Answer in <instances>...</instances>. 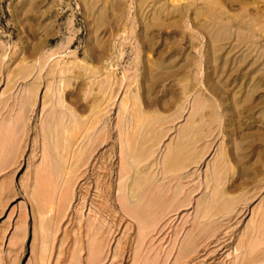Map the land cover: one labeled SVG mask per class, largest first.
Listing matches in <instances>:
<instances>
[{
	"label": "rangeland",
	"instance_id": "374dc122",
	"mask_svg": "<svg viewBox=\"0 0 264 264\" xmlns=\"http://www.w3.org/2000/svg\"><path fill=\"white\" fill-rule=\"evenodd\" d=\"M263 215L264 0H0V264H264Z\"/></svg>",
	"mask_w": 264,
	"mask_h": 264
},
{
	"label": "bare ground",
	"instance_id": "6f19581e",
	"mask_svg": "<svg viewBox=\"0 0 264 264\" xmlns=\"http://www.w3.org/2000/svg\"><path fill=\"white\" fill-rule=\"evenodd\" d=\"M223 29V28H222ZM225 30H226V27H225ZM225 30L223 31V33L225 34L226 32H225ZM215 30H213V32H214ZM222 33V32H221ZM62 58H63V56H61ZM74 57H76V56H74ZM65 58V57H64ZM77 58V57H76ZM74 59V58H73ZM58 59H56V60H54V61H56L57 63L60 61V59L57 61ZM63 60V62L62 63H65L64 61L66 60H64V59H62ZM79 59H77L76 60V62L78 61ZM56 62H54L55 64H56ZM79 62H82V61H80L79 60ZM27 63V62H26ZM66 63H68V62H66ZM74 63H75V61H74ZM78 63V62H77ZM29 64V63H28ZM40 64V63H39ZM44 64V63H43ZM46 64V63H45ZM69 64V63H68ZM67 64V65H68ZM79 64V63H78ZM78 64H76L75 63V65H78ZM60 65V64H59ZM65 65V64H64ZM70 65V64H69ZM84 65H86L87 66V64L85 63ZM40 66V65H39ZM45 66V65H44ZM43 65H42V67H44ZM54 66H56V65H54ZM61 66V65H60ZM59 66V67H60ZM73 66V65H72ZM80 66H83V65H80ZM30 67H31V65H30ZM46 67V66H45ZM57 67V66H56ZM62 67H63V64H62ZM84 67V66H83ZM51 68H53V65L51 66ZM58 68V67H57ZM56 68V69H57ZM66 68H68V67H66ZM77 68H78V66H77ZM76 68V69H77ZM85 68H87V67H85ZM43 69V68H42ZM55 69V68H54ZM53 69V70H54ZM80 69V68H79ZM84 69V68H83ZM82 69V70H83ZM29 70V69H28ZM53 70H52V74L54 73L53 72ZM60 70V69H59ZM62 70V69H61ZM69 70V69H68ZM68 70H66V73H68L69 71ZM88 70V69H87ZM65 70H63V71H61V72H64ZM68 71V72H67ZM72 71H74V68H73V70ZM49 72V71H48ZM86 73V72H85ZM62 74V73H61ZM64 74V73H63ZM49 75H50V73H49ZM61 76V75H60ZM108 76H114L113 74H111V73H109L108 74ZM63 77V76H62ZM61 77V78H62ZM115 77V76H114ZM52 78V77H51ZM64 78V77H63ZM106 78V77H105ZM16 79V78H15ZM67 79V78H66ZM72 79V78H71ZM112 79V78H111ZM68 80V79H67ZM110 80V79H109ZM63 80H61V82H62ZM49 82V81H48ZM59 82V81H58ZM64 82V81H63ZM67 82V81H66ZM66 82H65V84H66ZM105 82V81H104ZM107 82V81H106ZM35 84H33V86H35V88L37 89V82H34ZM37 83V84H36ZM111 83V82H110ZM32 84V83H31ZM69 84H70V82H69ZM69 84L67 83V85L69 86ZM96 84V83H95ZM98 84V83H97ZM102 84V83H101ZM104 84V83H103ZM102 84V85H103ZM50 85V84H49ZM63 85V84H62ZM66 85V86H67ZM102 85H100V86H102ZM29 86V85H28ZM53 86V85H52ZM99 86V85H98ZM97 86V87H98ZM30 87V86H29ZM29 87L27 88L28 90H25L26 92H27V101H28V103H29V101H32L35 97V93L34 92H36V89L34 88V87H32V88H34L35 89V91H34V89H32V90H30L29 89ZM39 87V86H38ZM50 87V86H49ZM54 87V86H53ZM62 87V86H61ZM64 87V86H63ZM62 87V88H63ZM186 87H189V86H186ZM8 88V87H7ZM114 87H112V88H110V93H111V89H113ZM48 89V88H47ZM55 89V87L53 88V90ZM58 89H59V87H58ZM64 90H65V88H63ZM67 89V88H66ZM187 89V88H186ZM38 90V89H37ZM62 90V89H61ZM60 90V92H58V93H64V91L62 92ZM102 90V89H101ZM24 91V92H25ZM32 91H34V92H32ZM56 91V90H55ZM59 91V90H58ZM105 91V90H104ZM114 91V90H113ZM38 92V91H37ZM49 92H50V88H49ZM106 92L107 91H105V94H104V96H106ZM48 93V92H47ZM52 94H53V91L51 92ZM57 93V92H56ZM104 93V92H103ZM110 93H109V95H110ZM26 94V93H25ZM51 94V95H52ZM133 94H135V93H133ZM202 94H204V93H202ZM45 95V94H44ZM55 95V94H54ZM59 95V94H58ZM62 95V94H61ZM60 95V96H61ZM137 95V94H136ZM53 96V95H52ZM51 96V97H52ZM59 96V97H60ZM63 96H65V95H63ZM103 96V97H104ZM115 96V95H114ZM138 96V95H137ZM25 97V96H24ZM45 97H49V96H46L45 95ZM44 97V98H45ZM43 98V99H44ZM57 98H58V96H57ZM56 98V99H57ZM64 98V97H63ZM105 98V97H104ZM108 98V97H107ZM110 98H111V95H110ZM134 98V97H133ZM135 98H136V96H135ZM60 99V98H59ZM126 99H128V98H126ZM207 99V98H206ZM47 100V99H46ZM60 100H62V99H60ZM105 100H107V99H105ZM208 100V99H207ZM25 101V100H24ZM24 101H23V103H24ZM47 101H49V100H47ZM46 101V102H47ZM55 101V100H54ZM65 101V100H64ZM197 102H196V107H195V110H194V112H193V114H192V117H191V120H192V123L196 120V117L197 116H199L201 113H202V110L205 108V104H207V103H205L206 101L204 100V98H202V97H200V93H199V96H198V100H196ZM46 102H43V104L45 103V104H47ZM129 102V101H128ZM60 103V102H59ZM62 103H64L63 102V100H62ZM108 103V102H107ZM56 104V103H55ZM68 104V103H67ZM102 104V103H101ZM106 104V103H105ZM137 104V103H136ZM104 105V104H103ZM28 106V105H27ZM62 106H63V104H62ZM65 106V105H64ZM106 106V105H105ZM126 106H128V105H126ZM61 107V106H60ZM67 107V106H66ZM71 107V106H70ZM204 107V108H203ZM208 107V106H207ZM29 108V107H28ZM64 109H66L67 110V108H65V107H63ZM74 109V108H73ZM73 109H71V111L73 112ZM83 109V108H82ZM128 109V108H127ZM122 110V112H123V108L121 109ZM140 110V109H139ZM49 111V110H48ZM57 111V110H56ZM68 111V110H67ZM95 111V110H94ZM130 111V110H129ZM47 112V111H46ZM70 114H71V112H70V108H69V111H68ZM63 113H66L65 111L63 112ZM75 113H77V111L75 112L74 111V115H75ZM144 113V112H143ZM138 114H139V112H138ZM137 114V115H138ZM142 114V113H141ZM59 115H60V113H59ZM77 115V114H76ZM75 115V116H76ZM66 116V115H65ZM79 116V118H80V115H77L76 117H78ZM85 116V115H84ZM122 116V115H121ZM69 117V116H68ZM82 117V116H81ZM98 117V116H97ZM126 117V116H125ZM139 117V116H138ZM63 118V117H62ZM70 118V117H69ZM69 118L67 119V120H69ZM83 118V117H82ZM85 118V117H84ZM83 118V119H84ZM144 118V117H143ZM203 118H204V116H203ZM50 119H51V121H48L49 119H48V116H47V121L48 122H46L45 121V124L47 125H45L46 127H47V133H48V136L50 137V140H51V144H52V152L53 151H56L57 150V155H59L58 154V152L60 151L59 149L61 148V149H63L62 151H64L65 152V149L66 150H69L68 148H71V146L73 145V142L75 143L79 138H80V136L82 135V132L83 131H80V124L79 123H77L78 121V118L77 119H75V117L74 118H72L71 119V121L69 122V127L68 126H65L64 124H63V126H62V128H59V125H61L60 123H62V122H64V121H60V119L57 117V119H59V120H52V118L50 117ZM64 119V118H63ZM82 119V120H83ZM86 120L84 121V122H87L88 120H87V117L85 118ZM97 119V118H96ZM126 119V118H125ZM80 120V119H79ZM91 120V119H90ZM129 120V119H128ZM136 120H137V118H136ZM144 120H146V119H144ZM153 120H155V119H153ZM160 120H161V118H160ZM201 120H203L202 118H201ZM65 121H66V119H65ZM140 121V120H139ZM143 121V120H142ZM141 121V122H142ZM206 121V120H205ZM23 122L24 121H22V124H23ZM80 122H82V121H80ZM128 122V121H127ZM144 122V121H143ZM142 122V123H143ZM150 122V121H149ZM158 122H159V120H158ZM203 122V121H202ZM66 123V122H65ZM90 123V122H89ZM140 123V122H139ZM198 123H200V122H198ZM151 124V123H150ZM133 125V124H132ZM143 126V125H142ZM155 126V125H154ZM123 127V126H122ZM136 128L134 129V132L136 131V130H138V129H140V128H138L137 129V126H135ZM90 128H91V126H90ZM127 128V127H126ZM142 128V127H141ZM86 129V131L88 132V128L86 127L85 128ZM84 129V130H85ZM45 130V129H44ZM82 130V129H81ZM91 130V129H90ZM140 130H142V129H140ZM139 130V132L138 133H140L141 131ZM146 130H147V128H146ZM200 126H198L197 124L196 125H190L189 127H188V129H187V133H184L183 135H182V137H181V140L179 141V143L177 144V146L174 148V152H173V154L171 155V159H169L170 160V162L168 163V164H170L169 166H175V165H178V164H180L181 162L180 161H182V159L184 158V155L186 154V152H187V150H188V147H189V145H190V142H191V140L194 138V135H197L199 132H200ZM144 132H145V130H143ZM91 132V131H90ZM131 132V131H130ZM129 132V133H130ZM152 132V131H151ZM126 133V132H125ZM133 133V132H132ZM136 133V132H135ZM91 134V133H90ZM47 135V134H46ZM87 135H89V133H87ZM85 136V137H88V136ZM127 135V134H126ZM133 136H132V138L134 137V133L132 134ZM149 135V134H148ZM47 136V137H48ZM90 136V135H89ZM141 136V135H140ZM140 136H138V137H140ZM144 136H145V133H144ZM46 137V138H47ZM84 139H85V137H84V135L82 136ZM129 137H130V135H129ZM92 138V137H91ZM126 138V137H125ZM131 138V139H132ZM89 139H90V137H89ZM88 139V140H89ZM130 138H129V141L131 140ZM81 140V139H80ZM87 140V141H88ZM132 140H135V139H132ZM137 140V139H136ZM149 140H151V139H149ZM148 140V141H149ZM86 140H85V142H87ZM161 141V140H160ZM90 142V141H89ZM94 142V141H93ZM64 143L66 144V146L64 147ZM77 143H78V141H77ZM82 143H84V141L82 142ZM132 142H130V144H131ZM72 144V145H71ZM86 145L88 144V143H85ZM75 145V144H74ZM84 146L85 147V149L83 148V146H81L82 148H83V151H81V153L80 154H82L83 152H85L84 150H86V147L87 146ZM144 145L145 144H143V142H141V140H140V142H136L135 141V143H133L132 144V146H131V149H129V151L131 150V153L128 155V152L126 153L127 155H128V159H129V164L131 165V169L133 168L134 169V171H133V173H135L136 174V176L137 177H133V179H134V183H133V185H135V181H136V179H138V178H140L139 177V175L142 173L141 171V169H140V165L137 163H134V159L135 158H137L136 156H143L144 154H146V153H150L149 151H148V149H143V147H144ZM63 148H62V147ZM80 146V145H79ZM126 146V145H125ZM129 146V148H130V145H128ZM143 146V147H142ZM156 146V145H155ZM195 147V146H194ZM72 148H73V146H72ZM80 148V147H79ZM81 148V149H82ZM146 148V147H145ZM191 149V148H190ZM59 150V151H58ZM75 150V149H74ZM90 150V149H89ZM195 149H193V152L190 150L189 152L192 154V153H194V154H196L197 153V151H196V153H195V151H194ZM69 152V151H68ZM73 152V151H72ZM75 152V151H74ZM188 152V153H189ZM61 153H63V152H61ZM78 153H79V149H78V152H77V155H76V157H79V155H78ZM189 153V154H190ZM203 153V152H202ZM68 154H70V153H68ZM74 154V153H73ZM84 154V153H83ZM82 154V155H83ZM190 154V155H191ZM53 155V154H52ZM55 155V154H54ZM57 155H55V162H57L56 161V156ZM61 155V154H60ZM75 155H73V156H75ZM66 156H69V155H67L66 154ZM191 156H193V154L191 155ZM190 156V157H191ZM227 156V155H226ZM54 157V156H53ZM62 157H64V155H62V156H59V159H61ZM169 157V156H168ZM66 158V157H65ZM71 158H72V155H71ZM80 158H81V156H80ZM126 158V157H125ZM191 158H193V157H191ZM223 157H221V159H222ZM79 159V158H78ZM139 159H140V157H139ZM189 159V158H188ZM66 160H67V158H66ZM65 160V162L67 163V161ZM71 160V159H70ZM75 160V159H74ZM137 161H138V159H136ZM59 161H61V160H59ZM144 161V160H143ZM54 162V164L56 165L55 167H56V169L58 168L57 167V164ZM64 162V163H65ZM136 162V161H135ZM219 162V161H218ZM61 163H63V161L61 162ZM60 163V164H61ZM217 163V162H216ZM60 164H59V166H60ZM186 164V163H185ZM188 164V163H187ZM227 164V163H226ZM219 166V165H218ZM222 166H223V164H222ZM226 166V165H225ZM223 167V168H226V167ZM60 168V167H59ZM169 168V167H168ZM184 168H186V167H184ZM219 168H221V166L219 167ZM229 168V167H228ZM64 169V168H63ZM144 169V168H143ZM183 168H181V170H182ZM218 169V168H217ZM227 169V168H226ZM222 171H223V169H221ZM60 171V170H59ZM139 172H141V173H139ZM221 172V171H220ZM219 172V173H220ZM70 173V172H69ZM213 174V173H212ZM60 175V174H59ZM62 175V174H61ZM60 175V176H61ZM134 175V174H133ZM220 176H222L221 174H220ZM131 177V176H130ZM127 178V177H126ZM212 178V177H211ZM132 179V180H133ZM130 180V179H129ZM220 180H221V177H220ZM223 181H222V183L225 181V179H222ZM138 182H139V180H138ZM137 182V183H138ZM218 183H219V180H218ZM129 184V183H128ZM218 185V184H217ZM221 185V184H220ZM219 185V186H220ZM137 187V186H136ZM218 187V186H217ZM222 187V186H221ZM223 188V187H222ZM215 189H216V187H215ZM215 191V190H214ZM220 193V194H219ZM138 195V192L136 193V190H135V188L134 187H131V189L129 190V196L130 197H135V196H137ZM216 194V193H215ZM218 194H219V197H217V200H216V198H215V204L214 205H216V203H217V206H218V208H221V207H223L224 209H225V207L226 206H228V204H229V199L226 197V195H225V190H223L222 189V191H221V189H220V192L218 191ZM218 194L216 195V196H218ZM211 200V199H210ZM135 201V200H134ZM129 202V201H128ZM211 206V205H210ZM262 206V205H261ZM209 208H211V207H209ZM209 208H208V210H209ZM211 212V211H210ZM264 216V215H263ZM262 226H263V224H262ZM47 243V242H46Z\"/></svg>",
	"mask_w": 264,
	"mask_h": 264
}]
</instances>
